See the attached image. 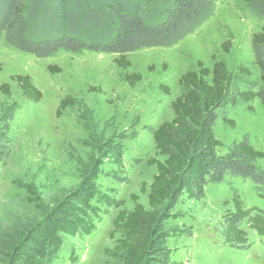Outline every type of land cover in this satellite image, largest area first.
Masks as SVG:
<instances>
[{"label":"rangeland","instance_id":"1","mask_svg":"<svg viewBox=\"0 0 264 264\" xmlns=\"http://www.w3.org/2000/svg\"><path fill=\"white\" fill-rule=\"evenodd\" d=\"M262 25L243 0H218L211 18L176 45L127 55L126 72L142 77L134 87L123 81L125 71L114 65L112 54L59 51L38 58L0 38V85L10 90L8 97L0 93V129L8 128L11 144L0 164V264H125L115 248L120 236L114 219L132 210L133 194L150 210L140 193L156 174L147 161L165 160L155 155L152 130L172 120L170 105L182 94L178 80L197 61L211 69L215 55L231 76L213 127L223 145L217 152L247 135L264 153V108L257 99L245 104L237 96L259 84L250 41ZM225 41L227 53L221 48ZM48 66L61 71L50 73ZM14 75L31 78L42 93L38 103L22 97L10 79ZM65 97L75 102L56 118ZM259 189L250 180L228 179L206 186L200 200L183 196L171 209L166 202L147 264H264V238L246 221L239 224L246 249L227 242L221 227L234 211V195L264 212Z\"/></svg>","mask_w":264,"mask_h":264},{"label":"trees","instance_id":"2","mask_svg":"<svg viewBox=\"0 0 264 264\" xmlns=\"http://www.w3.org/2000/svg\"><path fill=\"white\" fill-rule=\"evenodd\" d=\"M243 1L263 25L250 41L259 84H252L253 89L237 96L245 104L257 99L264 108V0ZM217 3L218 0H0V38L10 47L38 58L59 51L112 54L114 65L125 71L123 81L134 87L142 77L126 72L130 67L127 55L176 45L211 18ZM229 46V41L222 43L223 52L227 53ZM211 58V69L197 61L195 70L179 78L182 94L170 105L172 120L152 130L155 155L165 160L147 161L149 166L156 167V174L148 190L143 184L140 193L146 195L150 210L133 194L132 210L119 211L114 219L120 236L115 248L123 253L125 264H147L154 256L164 219L160 208L166 202L171 209L183 196L200 200L206 186L236 178L259 186V198L264 200V153L250 144L247 135L233 141L223 154L217 152L223 145L216 139L213 127L229 94L231 76L223 61L215 55ZM47 70L61 71L52 66ZM10 79L25 100L32 103L41 100L42 93L29 76L14 75ZM0 93L8 97L9 85H0ZM74 102L69 97L63 98L56 118ZM222 120L233 126L225 117ZM7 130V127L0 129V164L11 150ZM119 160L117 156L116 162ZM232 203L234 211L225 215L222 234L237 249H246V232L239 224L246 221L248 229L264 238V212L257 207H245L237 195L232 197Z\"/></svg>","mask_w":264,"mask_h":264}]
</instances>
